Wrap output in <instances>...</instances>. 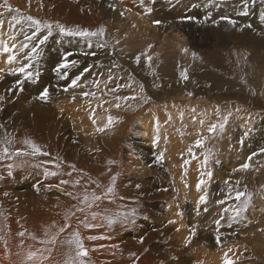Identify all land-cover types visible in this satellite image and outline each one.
Returning <instances> with one entry per match:
<instances>
[{"label": "rangeland", "instance_id": "rangeland-1", "mask_svg": "<svg viewBox=\"0 0 264 264\" xmlns=\"http://www.w3.org/2000/svg\"><path fill=\"white\" fill-rule=\"evenodd\" d=\"M9 3L13 8H19L22 14L42 21H59L69 28L79 25L95 30L103 26L107 29L103 39L108 41L109 47H96V38L89 47L83 37L63 35L53 24L52 35L40 45L38 56L32 61V77L13 74L8 69L27 62L24 55L39 38L19 53L13 65L6 63L7 54L0 55V69H4L2 75L11 80L9 88L17 79L24 82L23 91L9 93L8 88H0V95L5 97L0 101V125L3 124L0 139L5 135L12 139L11 148L27 147L22 142L30 139L40 146L42 152L50 154L16 157L15 161L0 160V176L4 177L0 180V264H26L29 250L44 247L52 250L47 264H64L69 256L74 255L73 246L66 241L76 229L84 237H111L110 240L85 239L89 264H224L226 252L236 264H264V236H260L264 233V153L259 151L264 148V0H31L30 4L29 0H9ZM0 12L4 13L0 19L5 21L0 31L4 33L2 38L7 39L12 31L8 21L12 15L20 13H8L2 8ZM189 16L194 19H187ZM136 17H140L136 24H141L138 28L150 30L155 26H167L168 19L182 21L186 25L179 27L184 34L181 33L179 40L175 38L177 45L169 38L165 41L149 34L140 36L131 29L132 25L135 27ZM221 17L235 20L236 25ZM157 20L161 21L158 25L154 23ZM19 28L17 26V31ZM23 28L31 35L27 22L23 23ZM46 33V29H41V35ZM21 41L22 35L17 37L18 48ZM168 41L171 44H167ZM81 50L95 51L97 55L83 56ZM67 53H73L68 59H75L78 63L66 70L55 71ZM147 55L152 57L151 65ZM137 56H140L139 63L136 62ZM90 65L93 66L91 71L84 74L79 85L68 87L71 80ZM109 69L115 83H131L132 86L102 97L101 93L106 92L105 84L108 88L114 86L107 80ZM184 70H187V80L181 77ZM64 72L67 76L63 75ZM94 80L101 81L99 89ZM45 87L49 89V98L39 99ZM66 87L68 91H64ZM85 91H95L96 96L84 97L81 93ZM114 95H136L137 99L121 102L119 109L111 107L110 114L119 119L104 133L95 132L89 118V101L95 107L101 99L113 101ZM146 97H151L147 103L144 102ZM40 111L47 125L44 128L50 132L55 130L57 138L51 139L50 135L42 138L37 128L16 119L18 115L24 119V114L33 118ZM228 112L232 115L223 131L217 128L215 133H209L210 124L217 123ZM97 115L106 117L107 114L103 109H97ZM200 120H204V124ZM157 121L160 141L154 145ZM104 122V119L98 121L101 125ZM138 125L145 126L146 132H140ZM202 137H207L204 147H195V140ZM68 141L75 146L71 153ZM189 147L193 148L195 158L189 154ZM207 149H211V156L205 164ZM161 152L164 159L157 163L156 158ZM253 152L257 155L250 162V173L247 170L233 172L243 162H249L248 157ZM21 159L27 160L28 164L13 168L12 175H8L6 165L18 163ZM185 160L190 163L185 164ZM46 161L55 163H44ZM109 161L116 163L110 164ZM56 163L60 168H56ZM36 164H42V167H32ZM70 165H75L76 170L73 171ZM45 167L58 171L60 175L45 180ZM97 167L101 168V174ZM70 171L71 177L66 175ZM208 171L213 173L209 183L197 190L201 173ZM116 173L119 176L115 199L105 200L98 209L93 207L92 210L103 215H120L130 214L135 209L134 223L108 226L106 221L98 219L95 222L102 223L103 227L89 230L73 217L67 221L72 228L60 234L54 245L40 244V240L50 238L55 231L50 225L53 222L63 225L66 211L78 204L77 200L56 188L49 189L48 184L55 185L68 179L70 183L62 187L73 192L74 196H82L84 188L89 191L95 188L98 193L106 190ZM81 177L80 185H75L74 181ZM203 178L208 179L207 176ZM237 180L240 181L238 186ZM225 181L240 191L246 186L252 194L251 203L236 223L229 221V217L233 208L241 206L243 198L236 200L235 192L229 198V184ZM205 193L207 202L200 204V197ZM220 200L224 203H219ZM224 209L229 211L224 212ZM253 213H259L256 226L260 229L257 231L261 233V241L248 239L246 235L253 227L249 224H254ZM220 216L224 217L221 220L224 225L220 223L218 226L214 221ZM77 217L83 219L80 213ZM201 217H209V222L200 230ZM170 220L175 223H168ZM229 222H232L231 226ZM193 226L196 235L185 246ZM217 229L219 233L227 234L219 244L215 239ZM46 230L49 232L47 236ZM21 231L25 232L24 237L18 235ZM33 234L37 239H32ZM235 247L243 249L235 253Z\"/></svg>", "mask_w": 264, "mask_h": 264}, {"label": "snow or ice", "instance_id": "snow-or-ice-1", "mask_svg": "<svg viewBox=\"0 0 264 264\" xmlns=\"http://www.w3.org/2000/svg\"><path fill=\"white\" fill-rule=\"evenodd\" d=\"M31 3V0H29V4ZM112 7H115L114 5ZM0 8L4 9L5 12L8 13H20L19 15H12L11 20L8 21L9 27L12 29V31L8 34L7 39H3V31H0V55L7 54V59L6 63L8 65H13L14 62H17L19 53L26 48H29V43L33 41L34 39H38V43L33 44L29 51L25 53L24 55V60L27 62L20 63L19 66L17 67H10L8 71L10 73L16 74H23L25 77H32L33 72L30 71L32 69V61L37 58L38 56V49L40 45H43L46 43V41L49 39V37L53 33V24H55L56 29L63 35L67 36H73V37H83L85 40L88 41V46H92V39L96 38V47L101 48V49H106L109 47L108 41L106 39H103L106 35L107 29L103 26L92 30L88 28H81L79 25L75 26L74 28H69L66 27L65 25L61 24L59 21L55 22H50V21H42L40 19H37L36 17H33L31 15H25L21 13V10L19 8H13V6L9 3V0H3V3L0 4ZM4 13L0 12V16H3ZM123 15V13H121ZM187 19L191 20L194 19L193 17L189 16ZM221 19L228 20L230 24L233 26L236 25V21L232 20L229 17H221ZM27 22V27L31 29V35H29L28 32H26L23 28V23ZM155 24H160L161 21L157 20L154 21ZM213 23H219V21H213ZM5 21L3 19H0V30L4 28ZM17 26H20L19 30L17 31ZM247 27H251V25H248ZM41 29H46L47 33L44 35H41ZM22 35L23 36V41L19 42V48L17 47V37ZM28 43H26V42ZM118 44L119 41H116ZM151 47V46H150ZM183 51L187 52V49H184ZM81 54L83 56H93L95 57L97 53L95 51L92 52H87L81 50ZM73 53H67L64 57V61L59 64L55 71L60 72L62 69L66 70L70 67H74L78 61L75 59L69 60L68 57L72 56ZM142 55H146L142 53ZM196 54L193 53V56ZM147 61L149 65H151L152 57L150 55H147ZM136 62H140V56L136 57ZM93 66H88L83 69V71L77 75L75 78H73L68 85V87L75 88L79 85V81L83 78L85 73H88L91 71ZM4 72V69H0V80L4 79V76L2 73ZM64 76H67V72L63 73ZM100 75H103V73H100ZM181 77L185 80L188 79L187 75V70H184L181 72ZM123 79V78H121ZM107 80L109 82H113L114 86L111 88L107 87V84H105L106 92H102L101 96L103 97L107 93H116L118 89L122 87H128L130 88L132 85L131 83L128 84H118L115 83V78L111 74V69L108 71V77ZM23 81L17 79L14 83V85L10 88L7 89L9 93L19 90L23 91ZM93 83L95 86L99 89L101 81L100 80H94ZM68 87L64 89V91H68ZM141 92L144 91L143 85L140 86ZM84 97H95L96 92H82L81 93ZM192 93H189L191 95ZM39 99L42 100H47L49 98V89L48 87H45L43 91L40 93V96L38 97ZM5 97L3 95H0V101H3ZM73 100L76 99L75 96L72 97ZM137 96L132 95V96H119V95H114L113 101H109L107 99H101L99 103L96 104L95 107H92L91 101H89V108H90V113H89V118L92 120V124L95 126V132L98 133H104L106 130L109 128L113 127L116 121L119 119L118 117H114L111 115V107H115L119 109L122 105L121 102H127L129 100H136ZM151 97H146L144 98V102L147 103L148 100H150ZM108 105L109 107H105ZM97 109H103L104 112L107 114L106 117H101L97 115ZM232 115L231 112H228L227 115L221 117V119L217 123H212L208 127L207 131L209 133H215L217 128H219L221 131L225 128V125L228 123L229 117ZM183 117V114H181V118ZM104 119L106 122H104L102 125L98 123V121ZM171 119V117H169ZM201 124H204V120H200ZM0 128H3V125H0ZM247 135V133H245ZM160 141V135H159V121H157V134L155 136V139L153 140L154 145H158ZM207 142V137H202L199 139L195 140V147L197 148H203L205 143ZM23 145H26L27 147H19V148H11L10 146L13 144V140L9 139L6 135L0 139V160H13L15 161L16 157H35L37 155H50L49 153H44L42 152V149L40 148L39 145H37L34 141L30 139H25L23 140ZM260 153H264V148H261ZM189 154L195 158L196 154L193 151L192 147L188 148ZM257 153L253 152L251 156L248 157L249 162L242 163L239 168L233 169V172L237 171H242V170H247L251 164L252 157L256 156ZM211 156V149H207L205 151V160L204 163L206 164L208 159ZM59 159V158H58ZM164 159V154L161 152L159 156L156 158V162L159 163ZM44 163H55L53 161H46ZM110 164L116 163L115 161H109ZM190 163L189 160H185V164ZM26 164H28L27 160L21 159L18 163H9L6 165L8 169V175H12V169L13 168H23ZM56 168H60V164L56 163L55 164ZM151 166V165H150ZM32 167H42V164H36L32 165ZM70 168L75 171V165H70ZM111 171V169H109ZM60 173L58 171H52L48 168H44L43 171V176L44 179L46 180L49 176H58ZM69 177L72 176V172L66 173ZM213 173L211 171H208L206 173H201L202 178L198 181L196 188L197 190H201L202 186H205L209 183V180L211 179ZM119 176V173H116L111 177V182L110 184L106 187V190H101L99 193L96 191V189H92L91 191L88 190V188H84L83 190V195H73V192L66 191L63 185H68L70 183V180L68 179H62L58 184L52 185L48 184L47 187L49 189L56 188L57 190L61 191L64 195L68 197H72L73 199L77 200L78 204L72 205L71 208H69L66 211L65 214V223L63 225H57L55 222H53L52 225H50V228L55 229L54 232L51 233L50 238L40 240V244L42 245H54L60 236V234L65 233L68 229L72 228V225L68 223L67 221L71 220L73 217H76L78 219V222L83 225L85 229H96L103 227L102 223H96L98 219H102L106 221L108 226H111L116 223H134V217L136 216V210L132 209L131 213L129 214L128 212H125L123 214L117 215V214H112V215H103L99 211H94L92 210L93 207L99 208L100 203H102L105 200H112L115 199L114 193L116 189V180L117 177ZM207 176L208 179H204L203 177ZM4 179L3 176H0V180ZM83 177L76 179L74 181L75 185H80L81 180ZM231 178H229L230 180ZM92 183H96L95 181H92ZM225 184H229V181H225ZM240 184V181H236V185L238 186ZM96 187L99 188L100 185L97 183ZM139 187V185H137ZM37 190H39V186L37 185ZM228 196L231 198V194L235 192V199L236 200H242V204L239 207L233 208L232 211V216L229 217L230 221H236L238 217L241 216L242 212L246 211L249 204L251 203L252 200V194L247 191V188L245 186V189L243 191L238 190L237 188L232 187L229 184L228 187ZM7 196V193L4 194ZM207 193L202 195L200 197L199 203L200 204H206L207 202ZM219 203L223 204L224 201L220 200ZM229 209H224V212H228ZM77 213H80L83 215V219H79L77 217ZM224 217L220 216L219 219H216L214 223L216 225H220L221 220H223ZM168 223L173 224L175 221H168ZM229 226H231V223H229ZM177 231H179V228H177ZM20 237H24L25 232L21 231L18 233ZM45 235H49L48 230L45 231ZM196 235V228L193 226L190 228V233L189 236L186 238L185 241V246L190 244L192 242V237ZM70 239L66 241L69 245L73 246L74 249V255L69 256L67 260L64 261V264H89V261L87 257L89 256V249L85 246V239L95 241V240H110V236L106 235H89L87 237L82 236L81 232L79 229H76L70 233ZM32 239L35 240L37 239L36 236L33 234ZM216 242L219 244L220 243V233L219 230L217 229V235L215 237ZM140 242L143 243V237L140 238ZM21 244H23V241H21ZM99 247H105V245H100ZM51 248L44 247V248H36L35 250H29L26 256V264H47V262L51 259ZM231 251V249H229ZM133 255H135L133 253ZM173 259H177V257H173ZM224 264H236V261L232 259L228 253L226 252L224 254Z\"/></svg>", "mask_w": 264, "mask_h": 264}, {"label": "bare ground", "instance_id": "bare-ground-1", "mask_svg": "<svg viewBox=\"0 0 264 264\" xmlns=\"http://www.w3.org/2000/svg\"><path fill=\"white\" fill-rule=\"evenodd\" d=\"M181 10V9H180ZM157 12V11H156ZM161 14L163 13L164 14V11L161 9ZM158 13V12H157ZM156 15V14H155ZM168 15V14H167ZM166 15V16H167ZM169 16V15H168ZM171 16V15H170ZM176 16V15H175ZM173 17V16H172ZM178 17V16H177ZM166 19V18H165ZM176 20V19H175ZM182 20V19H181ZM140 22V17H136V23L135 22H133V24H135V27L132 25V27H131V29H132V31L135 33V34H138V35H140V36H144V37H147L146 35L147 34H149V35H153V37H162L163 38V40H167L166 38H169L170 40H172L173 42H174V44H176L177 45V43H175L176 41H175V38H178V40L180 39L179 37H181V33L182 34H184V31L179 27V26H185L186 24L185 23H182V21L181 22H175V21H173L172 19H168L167 20V26H155L154 27V29H152V30H150V28H138V26H141V24H139V25H136L137 23H139ZM165 22V21H164ZM165 23V24H166ZM164 25V24H163ZM176 26H178L177 28H179V29H176ZM190 34H191V32H189ZM6 37V36H5ZM185 37H186V35H185ZM182 38V37H181ZM180 42H181V40H180ZM180 42H178V43H180ZM167 44H171V43H169V41H168V43ZM181 44V43H180ZM144 48V47H143ZM142 50V49H141ZM156 51V50H155ZM167 51V50H166ZM178 51V50H177ZM168 52V51H167ZM135 55V54H134ZM175 55H177V57H178V54H176L175 53ZM157 57V56H156ZM176 57V58H177ZM163 58H165V57H163ZM172 58H174V57H172ZM176 58H174V59H176ZM171 59V58H170ZM170 59H169V61H170ZM173 59V60H174ZM172 60V59H171ZM177 60V59H176ZM180 60V59H179ZM163 61V60H162ZM113 64V63H112ZM162 65V64H161ZM1 66H3L2 64H1ZM165 67V66H164ZM93 72V71H92ZM94 73V72H93ZM10 82H11V80H7V79H4L3 81H2V83H1V85H0V88L1 89H4V88H9V84H10ZM65 106H68V105H66L65 104ZM73 107V106H72ZM77 107H78V105H77ZM26 109V108H25ZM74 109V108H73ZM81 109V108H80ZM79 109V110H80ZM78 110V109H77ZM83 110V109H82ZM81 111V110H80ZM74 113V112H73ZM27 114H24L23 115V117H24V119L22 118V117H20L19 118V115L17 116V120H19V121H25V122H27L26 124L27 125H29L31 128H33V129H36L37 128V132H38V134L39 135H41L42 136V138H48V135H50V138L51 139H55V138H57L56 136H57V132L55 131V130H53V131H48V130H46L44 127L45 126H47L46 124H44L45 122H44V116H43V114H42V112L40 111V112H38L37 113V115L35 116V117H37V120L35 119V117H33V118H29L28 117V115L26 116ZM86 116V115H85ZM26 118H29L28 119V121L27 120H25ZM21 119V120H20ZM3 125V124H2ZM78 125H80V124H78ZM89 125V124H88ZM55 127H57V125L55 126ZM54 127V128H55ZM17 128V127H16ZM145 126L144 127H139V125H138V130H140V132H146L145 131ZM81 129H82V127H81ZM65 135V134H64ZM40 136V137H41ZM41 138V139H42ZM69 138V137H68ZM68 140V139H67ZM61 141V140H60ZM69 142V141H68ZM67 144V143H66ZM146 145H149V143L147 142V144ZM146 145H143V146H146ZM68 146H69V148H70V151H69V153H71V150L75 147V146H73L70 142L68 143ZM66 152V151H65ZM77 157V156H76ZM88 162V161H87ZM94 163H95V161H93ZM93 163V164H94ZM97 163V162H96ZM244 163V162H243ZM83 165V164H82ZM87 166H88V163H87ZM234 166V165H233ZM90 167L91 168H94V166L93 165H90ZM98 167H99V165H98ZM97 167V168H98ZM90 169V168H89ZM98 170H99V172L98 173H100L101 174V168H98ZM261 170V169H260ZM96 171V170H95ZM247 171L250 173V171H249V168L247 169ZM257 174V173H256ZM96 175V174H95ZM255 175V174H254ZM92 176V175H91ZM99 176V175H98ZM93 177H94V175H93ZM250 177V176H249ZM248 179V178H247ZM252 180V179H251ZM29 206H31V205H29ZM25 207V206H24ZM28 207V206H27ZM34 207V206H33ZM19 208V207H18ZM18 210H20V209H18ZM264 210V209H263ZM262 210V211H263ZM212 213H213V211H212ZM211 214V213H210ZM209 215V214H208ZM231 215V214H230ZM229 215V216H230ZM258 215H259V213H258ZM256 213H253V216H252V219H253V222H254V224L252 223V224H249L250 225V227H252V228H250L248 231H247V233H246V235H247V238L248 239H260V241H261V237H259V235L261 234L260 233V231H257L259 228H258V226H256V224H257V216H258ZM212 215H209V217H211ZM262 216H264V213H263V215ZM209 217H205V218H202V220H201V218L199 219L200 221V223H199V225H200V227H199V225H198V229H203V228H205V226H207V223L209 222L208 221V218ZM212 218V217H211ZM243 220V219H242ZM230 221V220H229ZM237 222V220L235 221V223ZM251 222V221H250ZM229 223H232V222H229ZM228 223V224H229ZM234 223V222H233ZM234 223V224H235ZM198 224V223H197ZM196 224V225H197ZM221 224H223V223H221ZM201 225H203V226H201ZM224 225V224H223ZM263 225H264V220H263ZM203 227V228H202ZM243 228V227H242ZM235 229V228H234ZM199 230V231H200ZM260 230V229H259ZM201 232V231H200ZM204 233V232H203ZM233 234H235V232H232ZM206 234V233H205ZM254 234H256L257 236H255ZM217 235V234H216ZM243 235H244V233H243ZM264 236V233L263 234H261L260 236ZM208 236V235H207ZM212 236V235H211ZM262 236V237H263ZM214 237V236H213ZM216 237V236H215ZM201 238H203V237H201ZM211 237H209V239H210ZM225 238H227V234L226 233H224L223 232V234H222V232L220 233V240H223V239H225ZM234 248V247H233ZM238 249H243V247H235V249H234V252L235 253H237V251H238ZM241 252V251H240ZM7 259V258H6ZM9 261V260H8ZM208 264V263H207Z\"/></svg>", "mask_w": 264, "mask_h": 264}, {"label": "crops", "instance_id": "crops-1", "mask_svg": "<svg viewBox=\"0 0 264 264\" xmlns=\"http://www.w3.org/2000/svg\"><path fill=\"white\" fill-rule=\"evenodd\" d=\"M186 15V14H185Z\"/></svg>", "mask_w": 264, "mask_h": 264}]
</instances>
